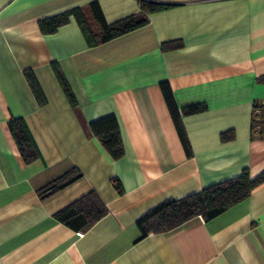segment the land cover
Wrapping results in <instances>:
<instances>
[{
    "label": "crops",
    "instance_id": "obj_1",
    "mask_svg": "<svg viewBox=\"0 0 264 264\" xmlns=\"http://www.w3.org/2000/svg\"><path fill=\"white\" fill-rule=\"evenodd\" d=\"M93 1L107 23L139 13L140 1L167 7L94 46L73 16L54 32L41 31L39 21L79 7L98 34ZM171 42L179 45L163 48ZM161 83L179 110L203 106L181 117L191 155ZM262 100L264 0H0V264H264V182L209 220L194 217L146 235L136 223L165 199L264 171L253 108ZM107 115L120 130L119 159L90 126ZM12 118L24 120L39 158L23 160ZM225 132L231 139L221 140ZM73 169L81 178L40 195ZM90 192L106 209L92 226L76 231L54 218Z\"/></svg>",
    "mask_w": 264,
    "mask_h": 264
},
{
    "label": "trees",
    "instance_id": "obj_2",
    "mask_svg": "<svg viewBox=\"0 0 264 264\" xmlns=\"http://www.w3.org/2000/svg\"><path fill=\"white\" fill-rule=\"evenodd\" d=\"M140 7L141 11L137 14L126 16L113 23H107L103 18L97 2H91L88 5V9L93 17V21L98 25V34H95L94 28L92 30V27L89 25L85 17L84 9L79 7L43 19L39 21V27L43 32H54L59 26L67 23L70 16H73L85 35L87 43L90 46H94L144 26L148 23V13L161 10L167 7V5L157 2L140 1ZM178 45L176 42H171L166 45L164 44L163 48H173ZM54 69L67 98L71 104H74L73 96L68 85L60 75L57 67ZM27 79L35 97L39 103H43L44 99L36 80L31 74H27ZM160 86L181 144L186 154L191 155L190 145L181 117L183 114L199 112L203 109V106L195 104L179 110L175 104L169 85L167 83H161ZM253 108L255 110L259 108V103H255ZM255 123L256 121H254ZM8 126L23 160L30 162L39 158V150L24 120L12 118ZM90 126L95 136L107 149L113 159H119L123 156L124 147L121 134L113 115H107L92 121ZM229 139H231L229 132L221 134V140L226 141ZM81 176L82 174L77 169H73L44 186L39 193L42 197L53 194L78 180ZM262 182H264V171L254 178H250L248 172L245 170L236 178L211 185L185 197L165 199L147 210L137 219L136 223L142 235H146L149 232L172 230L194 217L209 220L229 207L246 199L251 190ZM105 214V207L96 198L95 194L90 192L57 211L54 214V218L66 226L79 231L92 226Z\"/></svg>",
    "mask_w": 264,
    "mask_h": 264
},
{
    "label": "rangeland",
    "instance_id": "obj_3",
    "mask_svg": "<svg viewBox=\"0 0 264 264\" xmlns=\"http://www.w3.org/2000/svg\"><path fill=\"white\" fill-rule=\"evenodd\" d=\"M257 110H258V113L255 115V121L257 123H260V122L264 123V106L259 105V108H257ZM255 132L257 131L255 130Z\"/></svg>",
    "mask_w": 264,
    "mask_h": 264
},
{
    "label": "built area",
    "instance_id": "obj_4",
    "mask_svg": "<svg viewBox=\"0 0 264 264\" xmlns=\"http://www.w3.org/2000/svg\"><path fill=\"white\" fill-rule=\"evenodd\" d=\"M259 105L264 106V100H262L261 102H259ZM258 113V110H255V115ZM255 130L257 131V133L260 134H264V123L260 122V123H255Z\"/></svg>",
    "mask_w": 264,
    "mask_h": 264
}]
</instances>
